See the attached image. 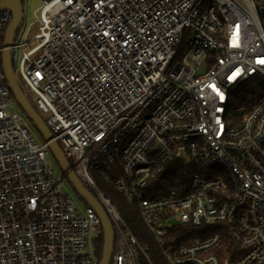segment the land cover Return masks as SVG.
<instances>
[{
	"label": "built area",
	"instance_id": "obj_1",
	"mask_svg": "<svg viewBox=\"0 0 264 264\" xmlns=\"http://www.w3.org/2000/svg\"><path fill=\"white\" fill-rule=\"evenodd\" d=\"M21 1L16 79L109 216V264L155 262L96 171L136 208L166 264H263L264 0H39L31 22ZM11 19L1 7L0 264H99V216L79 208L15 108L1 59ZM252 80L261 96L239 121L234 98ZM173 159L196 170L163 191Z\"/></svg>",
	"mask_w": 264,
	"mask_h": 264
},
{
	"label": "water",
	"instance_id": "obj_2",
	"mask_svg": "<svg viewBox=\"0 0 264 264\" xmlns=\"http://www.w3.org/2000/svg\"><path fill=\"white\" fill-rule=\"evenodd\" d=\"M9 8L12 12V19L6 29L3 40L2 67L5 73L7 84L12 92L18 107L23 111L29 121L32 122L34 129L40 134L43 140L48 143L49 150L55 159L58 167L71 184L77 196L82 198L86 204L92 208L100 218L101 228L104 234L103 254L99 264H109L112 254L114 232L112 223L104 207L94 193L88 189L81 179L77 176L69 161L66 159L60 145L54 139V135L47 126L40 114L33 108L22 91L14 71L11 55V46L16 33L23 20V5L21 0H0V8Z\"/></svg>",
	"mask_w": 264,
	"mask_h": 264
},
{
	"label": "trees",
	"instance_id": "obj_3",
	"mask_svg": "<svg viewBox=\"0 0 264 264\" xmlns=\"http://www.w3.org/2000/svg\"><path fill=\"white\" fill-rule=\"evenodd\" d=\"M3 40H4V36L2 38V42H3ZM261 86H262V84H260V82L252 80V81L242 85L241 88L237 91L235 98H234V102H233V109H234L235 115H237V120L240 121L244 112L249 110L250 104H246V102L247 101L250 102V99L259 98L261 96V89H260ZM243 105H245L246 107L244 109L239 110L240 107H242ZM18 108L23 113V111L20 109V107H18ZM29 123L34 128L32 122L29 121ZM194 170H196V169L191 164L184 163L183 161L178 160V159H173L170 162H168V164L165 166L164 173H162L159 176L157 181L159 182V184H162L163 191H167L171 188H179V186H181V185H184V184L186 185V183L189 180L190 175L194 172ZM67 182H68V180H67ZM99 186L104 190V192L108 196H111L110 189L113 187L110 186L109 183L105 186H101V185H99ZM75 194H76V192H75ZM78 198L86 207H88V205L86 204V202L82 198H80L79 196H78ZM118 202H119V206H120V210H121L122 215L129 222L130 226L132 227V230L138 236L139 240L141 242L148 243L151 246V249H150L151 259L153 261L154 260L157 261V258H159V260L163 264H166L165 259L160 254V252L157 250L152 236L150 235V233L147 231V229L144 227V225L140 221V216L138 219V211L136 210V208L132 204H129L128 202H126V200L123 197L119 198ZM130 207L136 211V214L133 216L128 214L129 213L128 209ZM224 244L225 245H231V246L234 245V242L231 240L230 235L228 233H226V235L224 236ZM103 247H104V234H103V230L101 228L98 235L96 236V238L94 240V248H95V252H96V255L98 257L99 263H100V260L102 258ZM222 254L226 255V252L222 251ZM145 264H147V263H145ZM250 264H259V263L252 262Z\"/></svg>",
	"mask_w": 264,
	"mask_h": 264
},
{
	"label": "rangeland",
	"instance_id": "obj_4",
	"mask_svg": "<svg viewBox=\"0 0 264 264\" xmlns=\"http://www.w3.org/2000/svg\"><path fill=\"white\" fill-rule=\"evenodd\" d=\"M39 2H40L39 0H29L28 8H27L26 13H25V15H26V19H27L28 22L33 21V19H34L33 11H34L35 7L39 4ZM20 53H21V52H19V56H20ZM13 64H14V67H16L17 64H18V59H16L15 62H14ZM15 108L18 109V107H15ZM93 175H94V177H95V179H96V181L98 182L99 185H101V186H105V185L108 184V182H107L103 177H101L100 174H99L97 171L94 172ZM110 186H112V185H110ZM112 187H113V188L110 189V193H111V196H110V197H111L113 200L116 201V203H117V205H118V208L120 209L118 199H119V198H122V195L120 194V191L118 190V188H116L115 186H112ZM66 188H67L68 190H70L72 193L75 194L73 188L71 187V185H70L69 183L66 185ZM75 195H76V197H77V199H78V202H79V203H78V204H79V208H80V209L85 208L86 206L80 201V199L78 198L77 194H75ZM126 202H127V201H126ZM120 211H121V210H120ZM128 212H129V213H128ZM128 212H127V213H128L129 215H132V216L136 214V211L133 210L131 207L128 209ZM138 219H139V214H138ZM156 258H157V257H156ZM154 261H155V264H163V263L159 260V258H157V261H156V260H154Z\"/></svg>",
	"mask_w": 264,
	"mask_h": 264
},
{
	"label": "snow or ice",
	"instance_id": "obj_5",
	"mask_svg": "<svg viewBox=\"0 0 264 264\" xmlns=\"http://www.w3.org/2000/svg\"><path fill=\"white\" fill-rule=\"evenodd\" d=\"M262 63H264V61H262Z\"/></svg>",
	"mask_w": 264,
	"mask_h": 264
}]
</instances>
